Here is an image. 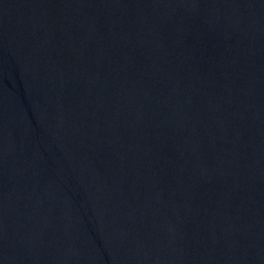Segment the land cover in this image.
Listing matches in <instances>:
<instances>
[{
    "label": "water",
    "instance_id": "obj_1",
    "mask_svg": "<svg viewBox=\"0 0 264 264\" xmlns=\"http://www.w3.org/2000/svg\"><path fill=\"white\" fill-rule=\"evenodd\" d=\"M0 264H264V0H0Z\"/></svg>",
    "mask_w": 264,
    "mask_h": 264
}]
</instances>
